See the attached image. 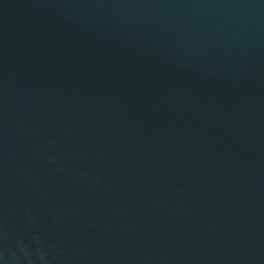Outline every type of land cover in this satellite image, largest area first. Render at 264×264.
<instances>
[{
    "label": "water",
    "instance_id": "1",
    "mask_svg": "<svg viewBox=\"0 0 264 264\" xmlns=\"http://www.w3.org/2000/svg\"><path fill=\"white\" fill-rule=\"evenodd\" d=\"M0 264H264V0H0Z\"/></svg>",
    "mask_w": 264,
    "mask_h": 264
}]
</instances>
